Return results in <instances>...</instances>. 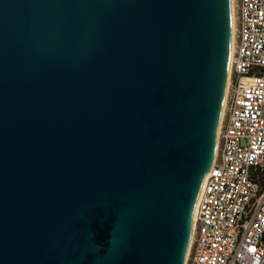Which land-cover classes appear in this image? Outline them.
I'll use <instances>...</instances> for the list:
<instances>
[{"label": "water", "instance_id": "water-1", "mask_svg": "<svg viewBox=\"0 0 264 264\" xmlns=\"http://www.w3.org/2000/svg\"><path fill=\"white\" fill-rule=\"evenodd\" d=\"M231 19V0H0V264H185Z\"/></svg>", "mask_w": 264, "mask_h": 264}, {"label": "built area", "instance_id": "built-area-1", "mask_svg": "<svg viewBox=\"0 0 264 264\" xmlns=\"http://www.w3.org/2000/svg\"><path fill=\"white\" fill-rule=\"evenodd\" d=\"M231 2L227 96L185 264H264V0Z\"/></svg>", "mask_w": 264, "mask_h": 264}, {"label": "bare ground", "instance_id": "bare-ground-1", "mask_svg": "<svg viewBox=\"0 0 264 264\" xmlns=\"http://www.w3.org/2000/svg\"><path fill=\"white\" fill-rule=\"evenodd\" d=\"M231 6H232V2H231ZM233 13V12H232ZM231 48H230V58L232 56V53H233V43H234V17L232 15V19H231ZM229 62H230V59H229ZM228 83V82H227ZM226 96H227V89H226V92H225V96H224V100H223V104H222V110H221V115H220V119H219V125H218V128H217V135H218V132H219V128H220V124H221V121H222V118H223V111H224V106H225V101H226ZM217 135H216V145H217ZM216 151V150H215ZM216 153V152H215ZM194 221H195V210L193 212V216H192V234H191V240H190V243H189V247L191 245V242H192V235H193V224H194Z\"/></svg>", "mask_w": 264, "mask_h": 264}]
</instances>
